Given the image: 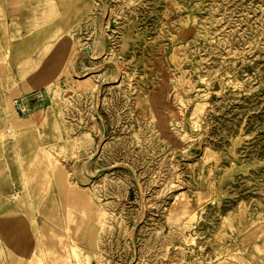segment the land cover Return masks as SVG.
I'll return each mask as SVG.
<instances>
[{
  "label": "rangeland",
  "instance_id": "374dc122",
  "mask_svg": "<svg viewBox=\"0 0 264 264\" xmlns=\"http://www.w3.org/2000/svg\"><path fill=\"white\" fill-rule=\"evenodd\" d=\"M0 23V264H264V0Z\"/></svg>",
  "mask_w": 264,
  "mask_h": 264
},
{
  "label": "crops",
  "instance_id": "0c3cea01",
  "mask_svg": "<svg viewBox=\"0 0 264 264\" xmlns=\"http://www.w3.org/2000/svg\"><path fill=\"white\" fill-rule=\"evenodd\" d=\"M6 10H7V12H6ZM5 14H8V15L12 14L10 7L9 8H5ZM17 14H21V16L23 17V13L21 11H19V13H17ZM5 27H6L5 23H0V31L3 28V30H2L3 34L0 32V46L2 47V50H5L8 45L13 44L12 36H11L12 35L11 34V28L9 27L6 30ZM14 44H17L19 46L22 45L21 40L15 41Z\"/></svg>",
  "mask_w": 264,
  "mask_h": 264
},
{
  "label": "built area",
  "instance_id": "2783aa9c",
  "mask_svg": "<svg viewBox=\"0 0 264 264\" xmlns=\"http://www.w3.org/2000/svg\"><path fill=\"white\" fill-rule=\"evenodd\" d=\"M16 106H17V109L19 110V112H23L24 105H23V101L22 100H17L16 101Z\"/></svg>",
  "mask_w": 264,
  "mask_h": 264
},
{
  "label": "bare ground",
  "instance_id": "6f19581e",
  "mask_svg": "<svg viewBox=\"0 0 264 264\" xmlns=\"http://www.w3.org/2000/svg\"><path fill=\"white\" fill-rule=\"evenodd\" d=\"M175 92V91H174Z\"/></svg>",
  "mask_w": 264,
  "mask_h": 264
}]
</instances>
